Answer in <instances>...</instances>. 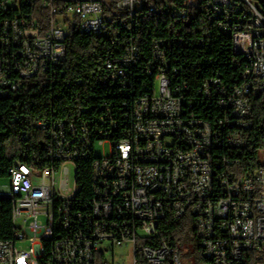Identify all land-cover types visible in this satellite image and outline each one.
Returning <instances> with one entry per match:
<instances>
[{"label":"built area","instance_id":"2783aa9c","mask_svg":"<svg viewBox=\"0 0 264 264\" xmlns=\"http://www.w3.org/2000/svg\"><path fill=\"white\" fill-rule=\"evenodd\" d=\"M189 6L231 39L242 59L234 63L238 86L216 75L197 89L189 78L200 71V61L175 62L168 40H155L152 57L143 61L139 21L161 19L155 10H167L183 24ZM14 14H23V21H14ZM237 24H260L261 50L249 47V33L237 31ZM74 31L109 37L115 46L100 79L128 101L122 138L113 105L104 106L110 126L96 141L85 122L37 123L47 132V163H15L8 185L0 187V196L18 210L12 238L0 241V264H96L107 244L132 245L133 264H182L181 254L158 236L168 216L187 215L197 224V264H264V167L247 174L243 161L251 145L253 101L264 95V14L256 0H0V99L16 95L39 74L55 83L65 73ZM175 38L177 48L188 46L181 29ZM244 56H252V67H244ZM203 107L211 120L198 113ZM107 142L110 155L97 154L96 146ZM82 159H93L88 199L79 198ZM43 240H51L49 252H40Z\"/></svg>","mask_w":264,"mask_h":264},{"label":"trees","instance_id":"16d2710c","mask_svg":"<svg viewBox=\"0 0 264 264\" xmlns=\"http://www.w3.org/2000/svg\"><path fill=\"white\" fill-rule=\"evenodd\" d=\"M256 3L264 14V0H256ZM188 8L190 19L183 24L177 13L167 10H155V17L161 19L146 16L139 21L138 43L143 61L152 57L155 40H168L167 49L175 62L181 60L194 65L200 61V71L189 78L190 84L197 89L208 77L216 75L228 80L229 86H238L240 69L234 63L242 59L235 57L231 39L220 33L215 24L206 19L204 12L200 10L194 14L193 8ZM18 17L23 18V14H14V19ZM240 25L248 24H237V27ZM179 29L189 43L186 48L176 47L175 36ZM205 36L210 44L203 48L202 39ZM114 47L109 37L97 38L74 31L67 40L65 73L55 83L50 84L49 78L39 74L25 82L16 95L0 99V180H8V170L17 162L38 167L46 165V146L49 141L46 130L37 126L40 121L85 122L91 129L93 141H96L100 139L97 133L110 126L108 110L104 106L113 105L112 117L120 123L118 139L122 138L121 121L126 113L124 104L128 101L125 96L111 94L102 87L100 79L107 51H114ZM244 67H251L246 56ZM197 109L205 119L213 118L206 111L207 107ZM253 109L254 127L247 135L251 145L243 159L244 172L247 174L264 167V95L253 101ZM115 138L117 135L114 133ZM92 164L93 159H82L77 163L79 198L88 199L92 196ZM12 218L11 202L0 199V241L12 238ZM158 242H166L181 255H194L197 263L202 260L197 224L192 215L181 220L168 216L160 225ZM46 246V252H49L50 244ZM96 264H105L99 260V255Z\"/></svg>","mask_w":264,"mask_h":264},{"label":"rangeland","instance_id":"374dc122","mask_svg":"<svg viewBox=\"0 0 264 264\" xmlns=\"http://www.w3.org/2000/svg\"><path fill=\"white\" fill-rule=\"evenodd\" d=\"M111 152V144L109 142L105 143L104 145H97L96 146V153L100 154L101 156H109ZM71 170V185L74 186V166L72 164L68 165ZM8 180H0V187L8 185ZM108 248V252L104 251L105 257H100L101 254H99V260L101 262H108L109 264L117 263V264H133V248L131 246H125V247H113L112 244H107L106 247L103 249L105 250ZM181 261L182 264H197V261L195 260L194 255H187L182 254L181 255Z\"/></svg>","mask_w":264,"mask_h":264},{"label":"bare ground","instance_id":"6f19581e","mask_svg":"<svg viewBox=\"0 0 264 264\" xmlns=\"http://www.w3.org/2000/svg\"><path fill=\"white\" fill-rule=\"evenodd\" d=\"M248 5V0H234V5ZM14 21H23V18H16ZM237 31H243L245 33H249V47H252V50H261V42H258L261 37V27L260 24H248L240 25L237 27ZM252 67V56H246ZM1 200H8V196H0ZM13 218H18V210H13ZM47 244H50L51 249V240H43L40 241V252L47 251Z\"/></svg>","mask_w":264,"mask_h":264}]
</instances>
